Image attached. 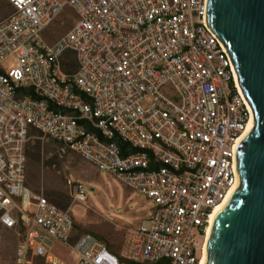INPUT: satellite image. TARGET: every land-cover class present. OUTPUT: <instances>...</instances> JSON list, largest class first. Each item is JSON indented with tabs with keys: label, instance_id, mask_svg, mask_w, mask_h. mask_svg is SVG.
I'll list each match as a JSON object with an SVG mask.
<instances>
[{
	"label": "built area",
	"instance_id": "1",
	"mask_svg": "<svg viewBox=\"0 0 264 264\" xmlns=\"http://www.w3.org/2000/svg\"><path fill=\"white\" fill-rule=\"evenodd\" d=\"M5 1L13 12L0 22V225L19 238L16 264H201L212 214L240 185L230 169L241 144L230 149V140L255 122L209 25L210 0ZM69 11L72 29L45 39ZM39 139L139 192L153 205L149 225L127 228L117 253L77 234L71 209L28 184ZM69 185L84 202V185Z\"/></svg>",
	"mask_w": 264,
	"mask_h": 264
},
{
	"label": "water",
	"instance_id": "2",
	"mask_svg": "<svg viewBox=\"0 0 264 264\" xmlns=\"http://www.w3.org/2000/svg\"><path fill=\"white\" fill-rule=\"evenodd\" d=\"M208 16L255 115L238 152L240 188L215 223L208 264H264V0H210Z\"/></svg>",
	"mask_w": 264,
	"mask_h": 264
},
{
	"label": "rangeland",
	"instance_id": "3",
	"mask_svg": "<svg viewBox=\"0 0 264 264\" xmlns=\"http://www.w3.org/2000/svg\"><path fill=\"white\" fill-rule=\"evenodd\" d=\"M5 4V0H0L1 21L13 12L6 10ZM76 19L71 11L65 12L43 37L56 41L72 29ZM13 65L14 59L9 58L2 66L9 70ZM27 179L34 191L60 207L71 209L77 234H94L113 251H119L127 228L149 225L153 207L149 200L77 154H60L51 140L39 139L30 145ZM69 181L84 185L87 190L84 202L74 200ZM18 240L14 231L0 225V264H16ZM56 253L73 262V255L65 248H56Z\"/></svg>",
	"mask_w": 264,
	"mask_h": 264
},
{
	"label": "bare ground",
	"instance_id": "4",
	"mask_svg": "<svg viewBox=\"0 0 264 264\" xmlns=\"http://www.w3.org/2000/svg\"><path fill=\"white\" fill-rule=\"evenodd\" d=\"M241 93H244V96L246 97V99H248V97L246 96L242 86H241ZM252 113H254L253 107H252ZM254 130V123L251 122L244 134V136L240 139V138H232L230 140V149H237V146L241 144V142H243L245 140V138H247ZM228 168H235V159H228ZM230 176L231 177H238V170L237 169H230ZM240 185L236 186L231 192L230 194L227 196V198L225 199V201L220 204L215 210L214 213L212 214L211 217V224L209 226L208 229V235H207V241H206V246H205V252H204V256L203 259L201 261V264H208V254H207V250H208V245H209V241L211 239V236L213 234V228L215 226V223L217 221V219L219 218V216L222 214V212H224V210L227 208V206H229V204L232 202L235 193L239 190Z\"/></svg>",
	"mask_w": 264,
	"mask_h": 264
},
{
	"label": "crops",
	"instance_id": "5",
	"mask_svg": "<svg viewBox=\"0 0 264 264\" xmlns=\"http://www.w3.org/2000/svg\"><path fill=\"white\" fill-rule=\"evenodd\" d=\"M5 9L7 10V9H12V7L6 2V4H5ZM0 21H1V19H0Z\"/></svg>",
	"mask_w": 264,
	"mask_h": 264
},
{
	"label": "trees",
	"instance_id": "6",
	"mask_svg": "<svg viewBox=\"0 0 264 264\" xmlns=\"http://www.w3.org/2000/svg\"><path fill=\"white\" fill-rule=\"evenodd\" d=\"M28 156H29V153H28ZM54 203V202H53ZM63 208H65V207H63ZM109 248V247H108ZM110 249V248H109ZM112 252H114V253H117L116 251H113L112 249H110Z\"/></svg>",
	"mask_w": 264,
	"mask_h": 264
}]
</instances>
